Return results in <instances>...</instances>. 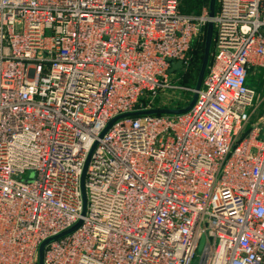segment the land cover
Here are the masks:
<instances>
[{
	"label": "built area",
	"instance_id": "built-area-1",
	"mask_svg": "<svg viewBox=\"0 0 264 264\" xmlns=\"http://www.w3.org/2000/svg\"><path fill=\"white\" fill-rule=\"evenodd\" d=\"M180 1L0 0V264H264V0Z\"/></svg>",
	"mask_w": 264,
	"mask_h": 264
},
{
	"label": "water",
	"instance_id": "water-1",
	"mask_svg": "<svg viewBox=\"0 0 264 264\" xmlns=\"http://www.w3.org/2000/svg\"><path fill=\"white\" fill-rule=\"evenodd\" d=\"M216 10H217V0H210L209 15L211 17H214L215 13H216ZM214 32H215L214 24H213V22H210L208 24V26H207V35H206L204 56H203V60H202V64H201V68H200V72H199L198 81H197V84H196V89L197 90H200L202 85H203V81H204V78L206 76L207 69H208V66H209V63H210V58H211V53H212V46H213V39H214ZM180 68H182V62L181 61H179L176 64H174L172 71H175V70L180 69ZM197 97H198V95L195 94L193 100L191 101V103L187 107L181 108V109H150V110L135 111V112H131V113L120 115V116L114 118L108 124V126L106 127V129L102 133V136L110 129V127L117 120H119L121 118L134 117V116H139V115H143V114H151V113H168V114H183V113H186L193 107V105L195 104V102L197 100ZM87 166H88V163H87ZM87 166H86L85 171H84L83 176H82V191H83V200H84L85 207H86V202H87L86 192H85V177H86ZM80 224H81V222H79L73 228L69 229L65 233H63L60 236H58L57 238L65 235V234L73 232ZM54 239H56V238L46 240L40 246L39 264H44L45 247L47 246V244L49 242H51ZM202 245H203V242H202L200 248L202 247Z\"/></svg>",
	"mask_w": 264,
	"mask_h": 264
},
{
	"label": "rangeland",
	"instance_id": "rangeland-1",
	"mask_svg": "<svg viewBox=\"0 0 264 264\" xmlns=\"http://www.w3.org/2000/svg\"><path fill=\"white\" fill-rule=\"evenodd\" d=\"M190 2L191 0H181V11L182 12L194 13L193 10L195 8L190 6ZM209 4L210 2L206 1V3L204 4L203 10L206 9L209 11ZM201 64L198 67V69L195 71V74L193 75V77H191L190 81L193 86L197 84ZM250 85L257 90V97H256L255 103H256L257 115H258V118H260L264 113V75L259 76V77H256L255 75L252 76L250 79ZM189 98L191 102L194 98V94L189 95ZM23 178L25 180L35 178V174L33 172H30V173H27Z\"/></svg>",
	"mask_w": 264,
	"mask_h": 264
},
{
	"label": "trees",
	"instance_id": "trees-1",
	"mask_svg": "<svg viewBox=\"0 0 264 264\" xmlns=\"http://www.w3.org/2000/svg\"><path fill=\"white\" fill-rule=\"evenodd\" d=\"M207 2H210V0H191L190 6L195 8L193 10L194 13L191 12H184L187 14H200L203 11L204 4ZM180 9H181V1H180ZM206 35H207V28L205 29V36L198 42H196L192 49V64L190 71L185 76L186 83L191 84V77L195 74V71L198 69L200 64L202 63L203 56H204V50H205V43H206ZM211 62V58H210ZM196 86V84L194 85Z\"/></svg>",
	"mask_w": 264,
	"mask_h": 264
},
{
	"label": "crops",
	"instance_id": "crops-1",
	"mask_svg": "<svg viewBox=\"0 0 264 264\" xmlns=\"http://www.w3.org/2000/svg\"><path fill=\"white\" fill-rule=\"evenodd\" d=\"M254 75H255L256 77L262 76V75H264V70H260V72H254V71H253V72L251 73L250 77H249V85H250V79H251V77L254 76Z\"/></svg>",
	"mask_w": 264,
	"mask_h": 264
}]
</instances>
